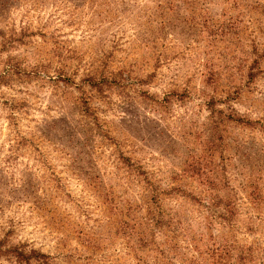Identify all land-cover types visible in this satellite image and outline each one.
<instances>
[{"label": "rangeland", "instance_id": "374dc122", "mask_svg": "<svg viewBox=\"0 0 264 264\" xmlns=\"http://www.w3.org/2000/svg\"><path fill=\"white\" fill-rule=\"evenodd\" d=\"M0 264H264V0H0Z\"/></svg>", "mask_w": 264, "mask_h": 264}]
</instances>
